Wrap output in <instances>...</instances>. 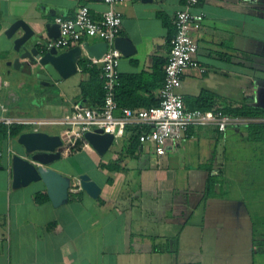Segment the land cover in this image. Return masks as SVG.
I'll return each mask as SVG.
<instances>
[{
	"label": "crops",
	"instance_id": "crops-1",
	"mask_svg": "<svg viewBox=\"0 0 264 264\" xmlns=\"http://www.w3.org/2000/svg\"><path fill=\"white\" fill-rule=\"evenodd\" d=\"M183 4L184 0H124L117 6L122 14L120 36L135 47L133 54L121 57L118 67V99L128 104L125 108H144L158 101L173 18ZM80 5L88 6L94 20L105 10L102 0H0V118L11 120L0 121V264H200L191 254L194 246H189L200 234L192 238L187 230L204 228L213 199L217 209L211 213L216 220L211 227L218 231L233 227L224 224L222 209L231 197L216 194L204 199L207 170L201 166L208 165L224 179L238 172L247 175L250 188L264 185V142L250 139L246 125L229 126L223 133L214 126H191L164 155H157L149 144L131 152L129 129L99 155L91 146L62 135L58 126H45L40 132L62 139L56 150L60 157L49 167L70 178L67 201L53 206L41 181L12 186L11 157L16 153L25 156L18 136L31 131L30 125L17 121L58 119L75 108L88 107L94 101L82 94L81 84L89 82L93 67H100L83 70L77 57L73 75L41 84L35 73L26 70V61L13 66L16 54L5 31L20 19L45 37V25L54 24L57 16L73 17ZM198 8L205 12V19L199 29L189 33L205 71L187 69L190 71L183 73L178 92L186 99L204 90L215 93V81L226 86L237 77L249 84L237 88V98L227 90L216 91L217 102H243L264 109V88L259 100L247 101L245 94L253 87H264V72L242 62L243 55L264 62V0H202ZM82 42L88 50L100 40L84 37ZM82 49V57L87 59ZM193 70L206 76L201 80L204 85H195L200 79L194 77ZM3 81L8 85H2ZM11 129L19 132L12 134ZM191 158L195 162L189 163ZM224 171H230L231 176ZM81 174L89 175L101 188L96 198L77 186ZM223 187L229 190L224 182ZM230 201L248 207L240 195ZM177 209H181V219L176 218ZM198 211L200 221L191 222ZM230 234H224L221 246L235 253L229 247L235 246L236 240L231 238L238 234ZM235 258L221 255L217 262L229 263ZM251 260L264 264L260 259Z\"/></svg>",
	"mask_w": 264,
	"mask_h": 264
},
{
	"label": "built area",
	"instance_id": "built-area-1",
	"mask_svg": "<svg viewBox=\"0 0 264 264\" xmlns=\"http://www.w3.org/2000/svg\"><path fill=\"white\" fill-rule=\"evenodd\" d=\"M123 1L102 0L105 10L99 20L90 16L87 5L78 6L73 17L57 16L55 23L59 26V36L48 40L46 44L47 48L55 47L59 50L70 47L86 50L89 65L100 67L102 104L75 108L70 114L58 119L31 118L17 122L30 125L29 132H40L45 126H58L62 135L72 137L87 147L91 145L84 137L86 132L101 129L103 133L113 135L114 143L121 133L133 127L140 130V145L149 144L157 155H164L169 147L186 135L191 126H214L218 132L223 133L229 126L264 122V117L244 119L219 109H188L185 106L183 96L178 92L183 73L192 68L205 71L196 58L197 45L189 33L191 29H199L205 19V12L198 8L202 0H184L183 8L175 13L174 34L169 41V56L163 67L164 79L158 103L139 109L120 107L116 100V89L120 83L118 67L123 55L115 47L114 40L120 37L122 14L117 6ZM84 37H94L107 44L100 59L88 52L86 44L82 42ZM82 55L83 49L78 57L83 58ZM2 85L7 86L8 82L3 81ZM0 121L11 123L5 117L0 118ZM76 184L80 187L79 179H76ZM2 238L0 233V239Z\"/></svg>",
	"mask_w": 264,
	"mask_h": 264
},
{
	"label": "water",
	"instance_id": "water-1",
	"mask_svg": "<svg viewBox=\"0 0 264 264\" xmlns=\"http://www.w3.org/2000/svg\"><path fill=\"white\" fill-rule=\"evenodd\" d=\"M46 36L33 31L23 20L14 21L5 31L12 41V51L15 55L12 64L20 67L21 61H26L25 68L40 80L41 84L49 85L68 78L77 71V58L80 47H70L59 50L55 47L47 48L48 40L59 36V26L54 23L45 25ZM115 47L123 56L134 53L135 47L124 37L114 40ZM107 44L103 41L88 46L89 53L100 59L106 51ZM85 139L99 155H102L113 144V135L103 133L101 129L86 132ZM18 142L24 148V155L13 154L11 157L12 186H25L32 181H41L46 194L53 206L64 204L68 199V189L71 180L68 176L52 169L49 165L59 159L56 151L62 141L59 135L45 132H24L18 136ZM80 187L92 198H96L101 188L92 181L87 174L78 177Z\"/></svg>",
	"mask_w": 264,
	"mask_h": 264
},
{
	"label": "rangeland",
	"instance_id": "rangeland-1",
	"mask_svg": "<svg viewBox=\"0 0 264 264\" xmlns=\"http://www.w3.org/2000/svg\"><path fill=\"white\" fill-rule=\"evenodd\" d=\"M242 62H244L243 64H245V66H256L257 68H259L258 69L259 72H264V69H263L264 62L259 61V59H257V61H253L251 59H247L245 55H243ZM187 71H190V70H186V72ZM193 75L195 78L200 79V80L195 81L196 86L198 84L201 85L202 84L201 80L204 77H206V76L200 75L195 70H193ZM211 76H212V73H211ZM229 81L230 82L227 83L226 86H223V85L220 86V84L218 85V82L215 81V85H213V87L215 88L214 89L215 93L216 91L219 92V90H223V92L227 90L228 95L229 93H231L232 97L237 98L238 97L237 88L243 89L244 84H247V85L249 84V82H246V80L244 79L238 80L237 77L231 78V80ZM202 85H204V82ZM248 88H250V86H248ZM263 88L264 87L259 86V88L253 87L252 90L249 89L245 91L247 101L249 100L248 98H250L251 100H254L255 97H258L259 93H262ZM259 99H261V97H258V100ZM256 138H260V136L257 133L251 136V139H256ZM260 139L264 142V138H260ZM258 140L259 139L255 141H258ZM242 150L246 152L247 149H242ZM244 155H246V153ZM190 162H195V158L189 159V163ZM206 166L208 167V165H204V166H201V168L206 169ZM249 172L250 171L245 170L246 174L247 173L249 174ZM216 173H218L216 177H217V180L220 186V188L216 186V190H215L216 194H223V195H227L228 197H231L229 199H226L228 202H225L227 204L224 205V207L222 208L224 211L223 218H225L224 224H229L233 227L225 228V231H220V230L218 231L211 227L213 223L216 221L211 213H214L217 209L215 205L216 201L215 199H213L211 202V208L207 212L210 220L206 222L203 219L204 228L189 227V230H187V233L192 238H197L198 235L200 234L199 238L193 239L191 241V244L189 245V246H194L192 250L193 252L191 253L193 258L197 262L201 261L199 262L200 264H218L217 261H221L220 260L221 255L229 257V254H232L233 256L236 257L235 261L229 262V263H223V264H255V262H253L251 259L253 260L260 259L264 262V197H262V194L264 192V185L260 187L257 186V187L250 188L248 184L249 179H250L249 176L240 175L239 172L237 173V176L235 174L233 178H230V179L229 178L224 179V176H222L221 173L219 172H216ZM224 174L231 176L230 171L229 173L224 171ZM207 177H208V171H207ZM223 182L226 183V186H229L227 188L229 190L222 189L224 188ZM230 186H232V188ZM238 195H240L242 197V201L248 205L247 208L243 206H239V207L236 206L237 205L236 203H238V201L229 202V200H231L232 197H235L237 199ZM235 207H238V208H235ZM231 210H233V213H231L232 212ZM180 212H181V209L176 210L177 219H181L182 215L180 214ZM205 214L203 215V217L206 216ZM191 220H193L191 222H194V223H197L198 221H200L199 211L193 213ZM232 232L238 234L237 237L233 236V238H231L232 240H236L234 243L235 246L229 247L230 250L236 251L235 253L228 252L227 248H225L224 246H221L222 245L221 242H224V238H225L224 234H229L231 237L232 234L230 233ZM172 247L174 246L171 245L170 248ZM182 256L185 257V254Z\"/></svg>",
	"mask_w": 264,
	"mask_h": 264
},
{
	"label": "trees",
	"instance_id": "trees-1",
	"mask_svg": "<svg viewBox=\"0 0 264 264\" xmlns=\"http://www.w3.org/2000/svg\"><path fill=\"white\" fill-rule=\"evenodd\" d=\"M173 34H174V27H173V33L168 38V44ZM169 49H170V46H169ZM79 64H80L79 66L83 70H87L89 69V67L94 66V65L90 66L89 60L84 59V58L79 59ZM92 69H95V70L91 72L89 82H87L86 84L84 83L81 84L82 94L87 98L91 97L94 101L88 107H92L95 105H101L103 101L102 80L99 78L100 70L97 67H93ZM163 79H164V70H163ZM162 84H163V81H162ZM92 94H93V97H92ZM119 94H120V87L118 86L116 89V100L120 107L125 108V106H127L128 104L118 99ZM218 98L219 96L216 93L204 90L196 97H193L190 99L188 98L187 99L183 98V99H184L185 106L188 109H201V110L219 109V110H222L224 113H228V114H231V115H234L240 118H244V119H261L264 117V109L255 108L243 102H240V103L231 102V101L217 102ZM158 101L154 103V105H156ZM146 105L147 107L152 106V105H149V103H147ZM140 106H142V104ZM240 125H246L248 127L250 139H251V136L255 133H257L260 136V138H264V122H251L248 124H240ZM129 130H131V133L128 139V145H129V150L132 152L133 150H135L137 147L140 146V143L138 140V135L140 133V130L133 128V127H131ZM17 132L19 131L18 130L14 131L13 129H11L12 134H17ZM206 170L208 171V177H207L206 184H205L204 198L212 197L216 195V191H215L216 186L220 188L217 177H216L217 175L214 174L215 171L209 166L206 167ZM43 197L47 198L46 194L45 195L43 194Z\"/></svg>",
	"mask_w": 264,
	"mask_h": 264
}]
</instances>
